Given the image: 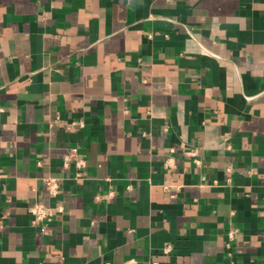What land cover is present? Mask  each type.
<instances>
[{"label":"crops","instance_id":"obj_1","mask_svg":"<svg viewBox=\"0 0 264 264\" xmlns=\"http://www.w3.org/2000/svg\"><path fill=\"white\" fill-rule=\"evenodd\" d=\"M0 264H264V0H0Z\"/></svg>","mask_w":264,"mask_h":264},{"label":"built area","instance_id":"obj_2","mask_svg":"<svg viewBox=\"0 0 264 264\" xmlns=\"http://www.w3.org/2000/svg\"><path fill=\"white\" fill-rule=\"evenodd\" d=\"M85 158L81 155L76 147H70L61 158V166L63 168H72L74 170V178L83 176V168L85 166ZM43 182L50 197H56L61 193V179L56 176H46L43 178ZM29 212L32 215V223H40L43 225V232H46V228L49 222L53 218L54 210L60 211L61 206L57 204L54 208L50 205L44 204L39 200H35L28 207ZM132 260H130V263Z\"/></svg>","mask_w":264,"mask_h":264}]
</instances>
